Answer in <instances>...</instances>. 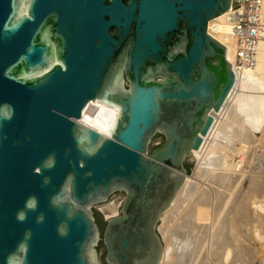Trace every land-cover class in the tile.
I'll list each match as a JSON object with an SVG mask.
<instances>
[{"label": "water", "instance_id": "water-1", "mask_svg": "<svg viewBox=\"0 0 264 264\" xmlns=\"http://www.w3.org/2000/svg\"><path fill=\"white\" fill-rule=\"evenodd\" d=\"M231 4L0 0V264L161 262L159 222L239 75L208 30ZM91 100L118 108L108 134L80 122Z\"/></svg>", "mask_w": 264, "mask_h": 264}, {"label": "rangeland", "instance_id": "rangeland-1", "mask_svg": "<svg viewBox=\"0 0 264 264\" xmlns=\"http://www.w3.org/2000/svg\"><path fill=\"white\" fill-rule=\"evenodd\" d=\"M231 121L218 131L216 150L187 159V181L158 225L159 264H264V127L253 135ZM162 141L156 135L152 144ZM123 199L116 192L95 208L107 219Z\"/></svg>", "mask_w": 264, "mask_h": 264}, {"label": "bare ground", "instance_id": "bare-ground-1", "mask_svg": "<svg viewBox=\"0 0 264 264\" xmlns=\"http://www.w3.org/2000/svg\"><path fill=\"white\" fill-rule=\"evenodd\" d=\"M228 16L229 10L212 19L209 22L208 30L210 34L227 45V56L229 61L232 62L235 51L234 44L223 34V30L227 25ZM237 86H239V90L233 98L227 101L223 109L214 112V123L209 133L203 137L200 148L193 151V156L198 157L200 160L207 156L208 153L218 148L217 133L218 131L226 130L228 124L233 122L231 121L233 118H237V120L240 121L239 124L253 135L264 127V64L262 54L257 68L255 70L246 71L238 81ZM90 105H92L94 112L88 113L86 109L80 122L103 134H108V130L115 122L118 108L111 107L99 100H93ZM211 160L215 161V156H212ZM115 207L117 206H112V208Z\"/></svg>", "mask_w": 264, "mask_h": 264}, {"label": "built area", "instance_id": "built-area-1", "mask_svg": "<svg viewBox=\"0 0 264 264\" xmlns=\"http://www.w3.org/2000/svg\"><path fill=\"white\" fill-rule=\"evenodd\" d=\"M226 24L223 34L234 44L231 63L238 69L239 75L221 109L239 90L237 83L243 74L257 68L261 54L264 64V0H232ZM92 102L88 103L84 111L94 112L90 105Z\"/></svg>", "mask_w": 264, "mask_h": 264}, {"label": "flooded vegetation", "instance_id": "flooded-vegetation-1", "mask_svg": "<svg viewBox=\"0 0 264 264\" xmlns=\"http://www.w3.org/2000/svg\"><path fill=\"white\" fill-rule=\"evenodd\" d=\"M95 215H96V221L98 222V224L100 222V225L99 226H100L101 231H103V229H104V223L102 222V218H101L100 213L98 211H96V209H95Z\"/></svg>", "mask_w": 264, "mask_h": 264}, {"label": "trees", "instance_id": "trees-1", "mask_svg": "<svg viewBox=\"0 0 264 264\" xmlns=\"http://www.w3.org/2000/svg\"><path fill=\"white\" fill-rule=\"evenodd\" d=\"M187 166V165H186ZM187 168H188V171H189V167L187 166ZM99 225H100V222H99ZM101 246H103V243H102V241L100 242V246L99 247H101Z\"/></svg>", "mask_w": 264, "mask_h": 264}, {"label": "clouds", "instance_id": "clouds-1", "mask_svg": "<svg viewBox=\"0 0 264 264\" xmlns=\"http://www.w3.org/2000/svg\"><path fill=\"white\" fill-rule=\"evenodd\" d=\"M20 218L23 219V214L20 215Z\"/></svg>", "mask_w": 264, "mask_h": 264}]
</instances>
